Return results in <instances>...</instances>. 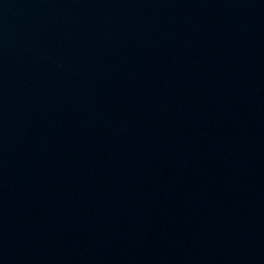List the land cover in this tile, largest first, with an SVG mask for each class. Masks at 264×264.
<instances>
[{"label":"water","instance_id":"obj_1","mask_svg":"<svg viewBox=\"0 0 264 264\" xmlns=\"http://www.w3.org/2000/svg\"><path fill=\"white\" fill-rule=\"evenodd\" d=\"M193 0H0V264H148Z\"/></svg>","mask_w":264,"mask_h":264}]
</instances>
